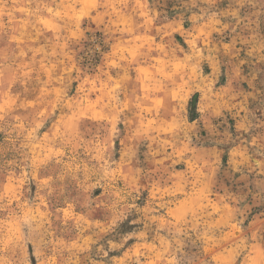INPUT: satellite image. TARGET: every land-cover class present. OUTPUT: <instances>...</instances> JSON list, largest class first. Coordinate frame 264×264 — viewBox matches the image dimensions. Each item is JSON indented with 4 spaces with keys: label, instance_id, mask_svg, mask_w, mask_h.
<instances>
[{
    "label": "rangeland",
    "instance_id": "obj_1",
    "mask_svg": "<svg viewBox=\"0 0 264 264\" xmlns=\"http://www.w3.org/2000/svg\"><path fill=\"white\" fill-rule=\"evenodd\" d=\"M0 264H264V0H0Z\"/></svg>",
    "mask_w": 264,
    "mask_h": 264
}]
</instances>
